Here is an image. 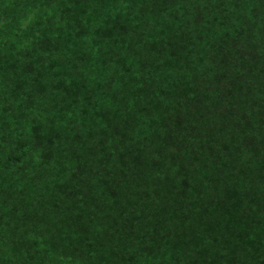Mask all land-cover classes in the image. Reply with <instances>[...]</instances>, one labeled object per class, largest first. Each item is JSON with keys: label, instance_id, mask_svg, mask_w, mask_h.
Returning <instances> with one entry per match:
<instances>
[{"label": "trees", "instance_id": "obj_1", "mask_svg": "<svg viewBox=\"0 0 264 264\" xmlns=\"http://www.w3.org/2000/svg\"><path fill=\"white\" fill-rule=\"evenodd\" d=\"M0 264H264V0H0Z\"/></svg>", "mask_w": 264, "mask_h": 264}]
</instances>
